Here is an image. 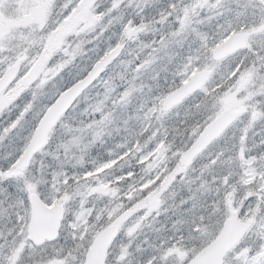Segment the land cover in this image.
<instances>
[{"label": "rangeland", "instance_id": "obj_1", "mask_svg": "<svg viewBox=\"0 0 264 264\" xmlns=\"http://www.w3.org/2000/svg\"><path fill=\"white\" fill-rule=\"evenodd\" d=\"M128 8L137 11L122 23ZM151 8L157 9L156 21L145 11ZM158 22L163 31L150 39L147 30L157 29ZM241 30L252 33L245 48L213 60L212 49ZM114 50V57L106 59ZM41 52L40 73L19 88L12 105L0 107V113L13 110L10 120L0 122V167L6 168H0V264H83L96 234L121 217L107 264H185L215 238L222 223L211 215L203 225L190 220L182 238L179 216L197 211L195 202H203L211 188L202 172L225 166L228 154L238 163L234 169L243 180V198L237 200L235 186L232 193L225 187V202L218 205L221 219L233 212L249 224L222 264H264L259 260L264 153H254L264 149V0H0V74L13 63L29 71ZM100 60H105L101 74L60 117L27 166L16 169L14 163L64 82L70 77L74 84ZM201 70L209 75L197 92L163 111V96ZM25 72H17L15 84ZM208 85L213 94L202 97ZM5 97L0 96L2 103ZM225 109L238 113L228 129L190 164H179L202 127L198 121L206 123ZM102 146V154H95ZM50 158L56 165L52 175L44 167ZM70 180L77 185L65 186ZM40 186L51 193L49 205L62 207L63 218L56 239L29 249L28 195ZM92 188L95 194L89 195ZM187 192L188 208L183 205L190 199ZM90 202L99 207L94 213ZM137 208L149 220L136 229ZM94 214L93 223L88 219ZM167 223L178 244L166 245V236L155 230ZM188 235L193 247L183 241Z\"/></svg>", "mask_w": 264, "mask_h": 264}, {"label": "water", "instance_id": "obj_2", "mask_svg": "<svg viewBox=\"0 0 264 264\" xmlns=\"http://www.w3.org/2000/svg\"><path fill=\"white\" fill-rule=\"evenodd\" d=\"M90 3L93 0H86ZM250 32L239 31L229 35L212 50V57L219 60L237 49L246 46V39ZM117 51L111 52L106 59L113 58ZM44 62V53H41L31 70L22 81L29 84L39 73ZM105 65V60L94 64L90 70L77 82L63 90L56 99L49 105L38 120L31 138L22 154L14 163L16 169H23L27 166L33 154L44 144L50 129L58 119L71 107L78 96L94 81ZM208 71L194 72L179 87L169 92L162 101V109L167 110L179 103L183 98L202 86L208 77ZM12 69L8 68L0 77V90L4 89L12 80ZM237 111L230 109L222 110L205 125L198 134L195 141L189 146L182 156L181 165H187L202 151L214 138L219 136L226 127L237 117ZM98 191L104 193L102 188ZM103 190V191H102ZM31 204V216L28 225V238L34 244H40L44 240L56 238L59 223L62 218V208L58 205L45 204L36 193L29 194ZM248 222L239 221L233 213L227 217L222 224L218 235L206 246H204L187 264H222L226 252L234 246L245 232ZM116 234V225L112 224L99 232L93 239L86 251L83 264H105L107 248Z\"/></svg>", "mask_w": 264, "mask_h": 264}, {"label": "trees", "instance_id": "obj_3", "mask_svg": "<svg viewBox=\"0 0 264 264\" xmlns=\"http://www.w3.org/2000/svg\"><path fill=\"white\" fill-rule=\"evenodd\" d=\"M195 0H187V2L188 3H193ZM132 11H137V10H133V9H130V8H128V9H126L125 10V12L123 13V15H122V23H124L127 19H129L130 17L131 18H134L133 17V15H132ZM145 11L146 12H148L149 13V20H153V21H156L157 20V18L155 17V19H154V15H156V13H157V9L155 10V8L153 9V8H151V9H145ZM140 15H143V16H145V17H147V14H143V13H140ZM140 15H137V16H140ZM172 15H174V14H172ZM136 16V15H135ZM137 16L135 17L136 18V21L138 22L139 20H137ZM161 17V16H160ZM171 18L173 19L174 17L173 16H171ZM153 26V25H152ZM151 26V27H152ZM161 26V24L158 22V23H156L155 24V27L157 28V29H155V30H153V28H149L148 30H147V33H148V35H149V38L151 39L152 38V36H153V34H154V32H157V34H158V31H163V29L160 27ZM117 82V80H115V83ZM209 87H208V92L207 93H205V94H202V97H207V96H209V95H211V94H213V88L210 86V85H208ZM60 91H62V89H60ZM197 92V91H196ZM196 92H194L192 95H194ZM191 95V96H192ZM190 96V97H191ZM201 98V97H200ZM86 115H88L87 113H86ZM204 117L206 116V115H203ZM85 118V116H81V118H80V121L81 122H85V120L86 119H84ZM207 122V121H206ZM198 123H199V127H200V125H204L205 124V122L204 121H198ZM21 136H23V135H21ZM237 141V140H236ZM17 144V143H16ZM15 143H14V146L16 145ZM236 146H237V143L235 144ZM262 146H263V148H264V144H262ZM104 147L102 146V148H96V153L95 154H102L101 153V151H103L104 149H103ZM236 149V148H235ZM110 150H114V148L113 149H108V152L110 151ZM264 149H262V148H259L256 152H254V153H258V154H260L261 152H263L264 153V151H263ZM54 153H55V151H54ZM88 154V153H87ZM105 154H107V153H105ZM257 154V155H258ZM109 155V154H108ZM222 157H223V155H222ZM107 157H100L99 159L100 160H104V159H106ZM224 158V157H223ZM228 162H225V166H220V167H218V166H215L214 168H210L209 169V171H206V172H202V176H201V174H200V176H201V178L205 181V182H209L210 180H211V183H210V189L208 190V194H205V196L203 197V202L202 201H196L195 202V205L197 204V205H200V206H198V209H194V211H196L195 213L194 212H192V213H194V214H189L188 213V211H186L183 215H181V216H179V223H180V225H183L184 226V230H181L180 231V233H181V235H182V238H183V234H184V232H186V234H187V232H189V231H187V228L185 229V227L187 226V224L190 222V220L192 221V220H195L196 219V221H195V223L196 222H198V224L200 223V224H202L203 225V223L205 222V221H208L209 220V218H210V215L212 216V218L215 220V222H217L218 224H221L222 222H223V218L221 219V217L223 216V214H224V212L221 210L222 208H220L218 205H220V204H223L224 202H225V200H224V195H223V192L224 191H226L225 189V187H229V191L232 193V190L230 189V186H235V188L234 189H236L235 191L237 192V193H235L234 194V192H233V194L234 195H237L238 197H237V200H239V199H242L243 198V193L241 192L242 191V189L241 188H243L242 187V185H243V180H242V178H238V176H236V172H235V169H234V166H235V168L238 166V163L237 162H235L234 163V157L233 156H231V155H229L228 154ZM85 161L86 162H88V160L85 158ZM227 164V165H226ZM231 164H232V166H231ZM55 163H54V160L53 159H48V160H46L45 162H44V167H45V170H46V172L45 173H50L51 175L53 174V172L55 171ZM1 168V170L2 171H6V168H4V167H0ZM8 168V167H7ZM85 169V168H84ZM202 169V168H201ZM201 169H199L198 171H200ZM84 170H81L80 172H83ZM203 171V170H202ZM235 177H236V185L234 184V185H232V183H233V179L235 180ZM233 178V179H232ZM237 178H238V181H237ZM213 180L214 181H218V183H219V185L217 184L216 186L214 185V183H213ZM196 184H198L199 182H200V180H198L199 182H197V180H193ZM202 181V180H201ZM82 182V181H81ZM90 183H91V181H90ZM89 183V184H90ZM79 184V183H78ZM191 184H194V183H191ZM75 185H77V183H72L71 182V180H70V182L69 183H66L65 184V186H68V187H73V186H75ZM84 185V184H83ZM82 185V186H83ZM88 185V184H87ZM86 185V186H87ZM223 186V187H222ZM37 187H35V190H36V192H37V194H38V196L45 202V203H47V204H49V201H50V199H51V193H46L45 192V189L44 188H42V186H40V188H37ZM225 188V189H224ZM39 189V190H38ZM234 189H233V191H234ZM51 191H53V190H51ZM94 190H93V188L91 189V190H89L88 191V194L90 195V194H92V192H93ZM257 192V191H256ZM233 195V196H234ZM242 196V197H241ZM74 198H76V197H74ZM178 200H181V199H179L178 198ZM175 201H177V198H175ZM229 201H231V200H229ZM248 201V200H247ZM210 202H212L211 204H210ZM90 204H91V208H92V213H94L99 207H98V205L95 203V202H90ZM191 203H189L188 202V206H187V208L189 207V205H190ZM227 205V204H226ZM212 208H215V210H212ZM201 209H203V212H200V210ZM96 214H97V212H96ZM186 214V216H184ZM188 214L190 215V216H188ZM99 215V214H98ZM214 215V216H213ZM165 217H166V215H165ZM241 219H243L244 220V218H242L241 217ZM88 220H90V221H93V223H94V221H96L97 220V217H95V214L91 217V218H89ZM175 222H177V224H178V221H175ZM92 222L91 223H89L90 225L91 224H93ZM171 223V222H170ZM170 223H167L166 225H165V227H164V229H161L160 228V225H158V227L157 228H155V230H157L158 231V233L160 234L159 236H162V235H164V236H166V238L164 239V241H166V245H168V244H173V243H177V242H179L180 241V239H179V236H178V234H175L174 233V230L173 229H169L168 228V225L170 224ZM198 224H196V225H198ZM193 227V226H192ZM101 228V227H100ZM95 230H97V228L95 229ZM162 231L163 233H160L159 231ZM163 237V236H162ZM190 239V237H189V235L188 236H185V238L183 239V241L184 242H188V240ZM114 240H116V239H114ZM163 241V242H164ZM191 241V243L190 244H188L189 246L191 245L192 247H193V245H194V242L192 243V240H189V242ZM196 241H197V239H196ZM27 243H28V245H29V249L30 248H37L38 247V245H34V244H32L30 241H28L27 240ZM45 243H48V242H45ZM114 243L112 242V244L110 245V247H109V249H108V257H109V255L111 254V248H112V245H113ZM178 244V243H177ZM169 245V246H170ZM196 245V244H195ZM87 246V245H86ZM85 246V247H86ZM172 247H173V245H172ZM172 251H174V250H170L169 252L171 253ZM108 259V258H107ZM106 264H107V262H106Z\"/></svg>", "mask_w": 264, "mask_h": 264}, {"label": "flooded vegetation", "instance_id": "obj_4", "mask_svg": "<svg viewBox=\"0 0 264 264\" xmlns=\"http://www.w3.org/2000/svg\"><path fill=\"white\" fill-rule=\"evenodd\" d=\"M251 32V31H250ZM252 34V33H251ZM251 34H249V36L251 35ZM247 44V43H246ZM7 68H11L12 69V74H13V77H12V81H11V83H9L4 89H2V90H0V96H6L5 97V100L3 99V103L0 101V107H5V106H7V102H8V105H10L12 102H11V98H13L14 96H16V92L19 90V88L20 87H24V86H27V85H29V84H24L23 83V81H22V78H23V76H22V78H21V81H20V83L19 84H15V80H16V77H17V72L19 71L20 73L21 72H25L24 70H23V68H22V65H18V66H16L14 63L13 64H11L9 67H7ZM30 70V69H29ZM5 71V70H4ZM3 71V72H4ZM3 72L0 74V76L3 74ZM29 71H26L25 73H28ZM10 99V101H8ZM22 100V99H21ZM16 103V102H15ZM12 105V104H11ZM176 107V106H175ZM173 108V107H172ZM11 110H9V109H7L5 112H2V113H0V122H7L8 120H10V117H12V107L10 108ZM230 145H231V143H230ZM179 164H180V162H179ZM180 167V166H179ZM186 167V166H185ZM183 169H185L184 167H182ZM186 173L184 172V174L181 176V178L180 179H183V177H186V175H185ZM92 194L94 195L95 193L94 192H92ZM106 193H105V190H104V195H105ZM104 195H102V196H104ZM147 200H148V202H149V204H150V201L152 200V198L151 197H149V198H147ZM181 201V205H182V203H183V201L184 200H180ZM189 201H191V199H188L187 200V202L186 203H184L183 205H187L188 206V202ZM174 204H178V202L177 201H174ZM122 206V205H121ZM123 207V206H122ZM187 208V207H186ZM136 215L138 216V218L136 219V223H135V225H134V228H138L140 225H142V224H144L145 223V221H148L149 220V218H145V217H147V216H144V215H141L140 214V210H139V208H137L136 209ZM123 220H124V218L123 217H121L119 220H117V222H118V224L116 225L117 226V228L116 229H118L119 230V226H120V224H122L121 222H123ZM145 225V224H144ZM136 228V229H137ZM115 239V238H114ZM114 241V240H113ZM112 241V242H113ZM107 258H108V254H107ZM106 261H107V259H106ZM105 264H106V262H105Z\"/></svg>", "mask_w": 264, "mask_h": 264}, {"label": "bare ground", "instance_id": "obj_5", "mask_svg": "<svg viewBox=\"0 0 264 264\" xmlns=\"http://www.w3.org/2000/svg\"><path fill=\"white\" fill-rule=\"evenodd\" d=\"M209 122H210V121L206 122L205 125H207ZM102 189L104 190V188H102ZM103 190H102V191H103ZM187 196H188V192L186 193V197H187ZM186 197H185V198H186ZM188 197H189V196H188ZM185 198H184V199H185ZM189 198H190V197H189ZM190 199H191V198H190ZM181 200H182V199H181ZM193 226H197V225L195 224V225H193ZM221 227H222V226H221ZM218 233H219V232H218ZM218 233H217V234H218ZM259 256H260V257H259V260L264 261V250H262V252L259 254ZM223 258H224V257H223ZM259 260H258V262H260ZM222 261H223V259H222Z\"/></svg>", "mask_w": 264, "mask_h": 264}, {"label": "snow or ice", "instance_id": "obj_6", "mask_svg": "<svg viewBox=\"0 0 264 264\" xmlns=\"http://www.w3.org/2000/svg\"><path fill=\"white\" fill-rule=\"evenodd\" d=\"M71 86V78L69 77L63 84V89H67Z\"/></svg>", "mask_w": 264, "mask_h": 264}, {"label": "clouds", "instance_id": "obj_7", "mask_svg": "<svg viewBox=\"0 0 264 264\" xmlns=\"http://www.w3.org/2000/svg\"><path fill=\"white\" fill-rule=\"evenodd\" d=\"M223 89H221V91H222Z\"/></svg>", "mask_w": 264, "mask_h": 264}]
</instances>
